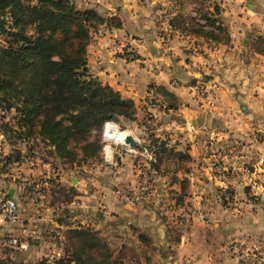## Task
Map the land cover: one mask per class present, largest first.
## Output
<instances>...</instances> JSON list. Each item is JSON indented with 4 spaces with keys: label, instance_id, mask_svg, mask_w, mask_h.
<instances>
[{
    "label": "crops",
    "instance_id": "crops-1",
    "mask_svg": "<svg viewBox=\"0 0 264 264\" xmlns=\"http://www.w3.org/2000/svg\"><path fill=\"white\" fill-rule=\"evenodd\" d=\"M75 1L106 18L88 44L90 72L133 99L137 116L157 118L130 123L151 133L107 163L110 178L35 154L6 168L14 146L0 131V196H13L19 215L0 216V257L60 255L71 229L90 226L124 264H264V0ZM200 5L223 39L195 17ZM176 17L185 23L172 26ZM163 140L155 171L142 146ZM142 169L147 188L131 200Z\"/></svg>",
    "mask_w": 264,
    "mask_h": 264
},
{
    "label": "trees",
    "instance_id": "trees-1",
    "mask_svg": "<svg viewBox=\"0 0 264 264\" xmlns=\"http://www.w3.org/2000/svg\"><path fill=\"white\" fill-rule=\"evenodd\" d=\"M219 6L215 3L216 11ZM195 12L196 18H204L208 25L219 30L218 33L207 32L208 35L218 39L225 37L224 25L218 23L213 14L204 12L203 5ZM0 17L17 44L15 47L11 42H0V131L14 146L4 155L3 165L7 168L10 163L29 155L30 148L22 151L18 146L20 140L37 136L27 134L32 127L38 128L40 138L53 146L49 152L62 163L80 160L79 150L85 156H99L101 143L95 140L87 141L86 137L79 147V139L88 134L90 127L101 125L107 119H135L137 116L135 101L104 83L88 67L92 31L106 18L95 6L79 8L73 0L35 3L0 0ZM176 18L170 19L172 26L185 23ZM27 26H35L36 33L27 35ZM195 30L201 32V26ZM13 89L22 100L15 99ZM13 109L16 113L9 119L8 113ZM16 119L17 123L13 124ZM168 142L143 144L156 156V160L150 162V169L159 168ZM76 235L86 243L71 250ZM117 254L105 237L90 226H83L68 232L60 255L43 257L40 264H124L126 256ZM12 260L3 258L2 264H24Z\"/></svg>",
    "mask_w": 264,
    "mask_h": 264
},
{
    "label": "rangeland",
    "instance_id": "rangeland-1",
    "mask_svg": "<svg viewBox=\"0 0 264 264\" xmlns=\"http://www.w3.org/2000/svg\"><path fill=\"white\" fill-rule=\"evenodd\" d=\"M32 3L38 2V0H29ZM73 2L76 4V6H78L79 8H81V6L76 3L75 0H73ZM84 7V6H82ZM1 17H0V42L4 43V41L11 42L13 46L16 47V42H14L13 38L11 37V35L8 34V28L7 26H5V24L2 23ZM25 33L27 35H34L36 33V28L35 26H27ZM12 95L15 96L16 100H22L23 97H17V92L15 89H13V93ZM16 111L13 109L11 111H9L8 113V118L9 119H13V115H15ZM0 114H1V110H0ZM143 114H141L140 116H136L135 119H129L126 117H120L118 119H112L114 122H116L118 124V126L120 128H122V130H126L131 132L132 134H134L136 137L140 136L143 132L145 133V131H147L148 134H150L151 132L149 130H144L143 127H139L136 124H145L144 126H148L149 124L151 125L155 119L157 117L151 116V112H146L144 114V116H142ZM15 117V116H14ZM17 118V117H15ZM109 120V119H107ZM105 120V121H107ZM105 121L101 124V125H94L93 127H90L88 134L85 133L80 139H79V147L81 145L84 144L85 142V138L87 139V141H97L98 143H101V150L99 152V156H85V154L79 150V157L80 160H75L72 162V160H70V162L68 161V163L66 162L65 165L70 166V168L72 167L73 170L78 169L81 170L82 172H84L83 174H86V176H91L93 173L95 174H99L103 177L106 178H110L113 174H114V170H111L109 168H107V163H110L111 165H113L114 163L117 162V157L120 153H122V147L127 146L130 147L128 144L126 143H117V142H111V147L113 150V157L111 159H107L105 156V152H104V147L107 144V142L104 139V131H105ZM132 122H136L135 125H130V123ZM17 123V119L16 121L13 122V124ZM18 129V128H16ZM19 130V129H18ZM38 128L36 127L35 129L32 127L29 132H27V134H33V135H37V136H30L27 137L25 139L20 140L19 144L23 145L24 147L23 149L21 148L22 151H26L28 148H30L29 150H27V152L30 154H35V155H40L41 157H46V159H50V160H54L55 158L52 156V154L49 152L50 149H52L53 146L49 145L47 141H45L44 139L40 138V135L37 134ZM8 143V141H7ZM9 144V143H8ZM7 146V145H6ZM10 146V144L8 145ZM11 148V147H10ZM10 148H8V152L9 153L11 150ZM132 148V147H131ZM6 153V154H7ZM5 154V155H6ZM4 157V155H3ZM167 158L170 160L172 157V154L167 156ZM104 235V234H103ZM105 237V236H103ZM106 238V237H105ZM83 238L78 237L77 235L75 236V238L73 239L74 244L71 247V250L73 249H78L82 246V243L85 244L86 241L82 240ZM108 240V239H107ZM20 252L19 253H15V259H13L12 261H14L15 263H24V264H40V261L43 257H53L51 255H46V254H38V253H33L30 251H25L22 249H18ZM104 250H101V252ZM74 252H73V257H74ZM117 256H119V254H117ZM10 259V258H9ZM7 260V258H6ZM0 264H2V258L0 257Z\"/></svg>",
    "mask_w": 264,
    "mask_h": 264
},
{
    "label": "built area",
    "instance_id": "built-area-1",
    "mask_svg": "<svg viewBox=\"0 0 264 264\" xmlns=\"http://www.w3.org/2000/svg\"><path fill=\"white\" fill-rule=\"evenodd\" d=\"M129 52L132 53V48H129ZM107 121H113V120L109 119ZM107 121H105L104 125L106 124ZM142 152L145 154V156L148 159L147 167L151 168L150 162L156 160V156H155L154 152L150 148H148L147 146H143ZM149 178H150V175L148 173V170L142 169L140 172V175H139V180H138V184H139L138 190L134 191L133 193H129L128 198L131 200L140 199L142 194H143V191L147 188V182H148ZM0 216L5 221H9V222H15L19 219L18 202L13 196H10L6 193L4 195L0 196ZM9 242L12 245L18 246L20 248H26L29 244L27 239H21L17 236H12L10 238Z\"/></svg>",
    "mask_w": 264,
    "mask_h": 264
},
{
    "label": "bare ground",
    "instance_id": "bare-ground-1",
    "mask_svg": "<svg viewBox=\"0 0 264 264\" xmlns=\"http://www.w3.org/2000/svg\"><path fill=\"white\" fill-rule=\"evenodd\" d=\"M129 133L131 132L122 130V128H120L118 124H116L113 121L106 122L105 131H104V139L107 142V144L104 147V152L108 160L111 159L113 156L111 142H117V143L123 144L125 143V138Z\"/></svg>",
    "mask_w": 264,
    "mask_h": 264
},
{
    "label": "water",
    "instance_id": "water-1",
    "mask_svg": "<svg viewBox=\"0 0 264 264\" xmlns=\"http://www.w3.org/2000/svg\"><path fill=\"white\" fill-rule=\"evenodd\" d=\"M125 143L128 144L130 147L132 148H137L138 145H139V141H138V138L132 134V133H129L126 138H125ZM122 150L124 152H126L128 150V148L126 146H124L122 148Z\"/></svg>",
    "mask_w": 264,
    "mask_h": 264
}]
</instances>
